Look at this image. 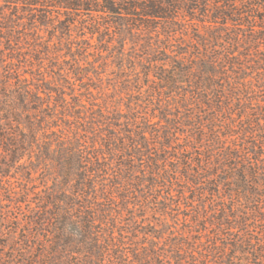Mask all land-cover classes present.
<instances>
[{
	"label": "trees",
	"instance_id": "1",
	"mask_svg": "<svg viewBox=\"0 0 264 264\" xmlns=\"http://www.w3.org/2000/svg\"><path fill=\"white\" fill-rule=\"evenodd\" d=\"M11 8L21 13L0 26V222L21 238L5 263L264 264V0H0ZM86 14L103 20L87 25L102 44L126 56L130 41L143 55L134 101L101 111L104 128L99 110L87 121L67 99L70 73L56 71L65 88L28 78L26 54L9 57L21 34L71 36ZM143 103L154 112L144 118ZM72 121L89 126L88 141L65 134L60 122ZM182 178L181 199H208L207 217L194 211L184 233L164 237L137 211L149 190Z\"/></svg>",
	"mask_w": 264,
	"mask_h": 264
},
{
	"label": "rangeland",
	"instance_id": "2",
	"mask_svg": "<svg viewBox=\"0 0 264 264\" xmlns=\"http://www.w3.org/2000/svg\"><path fill=\"white\" fill-rule=\"evenodd\" d=\"M0 13H2L0 26L5 28L9 27V24L6 23L5 20H12L13 15H18L21 11L20 9L11 8L10 10L4 9V11ZM94 21L102 22V24L104 23L99 16L97 18L86 14L84 18L80 19L79 23L72 28L70 33L71 36H65L59 31L58 34H55L54 30L49 27H38L35 31H28L26 34H21L22 46H20V50L22 52L19 54L12 53L13 55L9 54V57H13L14 62L17 63V59H21V56L25 57L24 54H26L27 57L30 58V62L22 65L24 66L23 70L27 72L26 75L28 78L31 77L29 76V72L32 73L33 76L36 75L38 79H40V73H45L49 79H54L51 82L56 81L54 83L57 84L58 81V84L65 88L68 87L69 84L64 82V80L56 74V71L61 68L64 69L66 73H70V75H67L72 78V83H74L75 86L73 89H68L69 87L66 88L65 91L69 94L67 99L72 102L73 99L71 97H77L79 103L83 105L79 109L85 120L90 118V114H97L99 110V128H104V126H102L103 123H101L104 121V119H102L103 116H101V111L104 110L105 112L113 113L114 111H118V109L125 110L126 106L134 101L132 93L136 91L135 89L137 86V74L135 73L137 69L139 72L142 71V64L138 61L140 59L139 56L143 55L140 54L138 56L133 54L131 50L132 43L130 41L126 47V51H128V55L126 56H122L119 53L118 50L120 49L117 47V42L115 47L113 45L102 44V41L105 40L104 36L93 34V28L87 26ZM25 28L31 29L30 26H26ZM22 32H24V30ZM107 41L111 42L109 39ZM29 45H31V47H29ZM4 48V46L1 47L2 50H4ZM35 50L39 51L34 52ZM36 59H39L40 62H37ZM73 70H75V73H80L81 76L77 78L79 81L73 76ZM145 103L142 104V109H140V115L138 117L144 118L147 113L148 115L154 113L151 111L150 105ZM180 103L181 102H178V100L172 101L174 106L181 107V109L175 110L174 114H176L177 117L186 118L188 113L183 110ZM83 122L84 121L81 120L80 123ZM60 125L64 132L66 131L65 134L69 138L74 137L77 139V137H81L82 142L88 141V135L91 137V134L86 132L88 131L86 127L89 128V126H85V124H82L84 128L79 127L76 121H72V123L60 122ZM180 128L181 132L186 131V127L180 126ZM77 129H80L78 133L81 135L76 133ZM185 135V133H179L178 135L181 139V148L172 143L173 147L181 151L185 146V142L183 143L184 138H186ZM164 142L167 143V141ZM174 153L175 151H173L172 155L177 156V154ZM172 167L173 165H170V168ZM16 177L19 178V174ZM183 180V178L179 180L178 185L172 188H170L168 182L164 181L158 184V186L153 189L154 191L149 190V201L143 202L142 205H144V209L139 208L137 211V214L144 215L145 219H147L144 220L145 223H153L164 237L169 236L170 231H174L178 234L184 233L189 223L188 221L193 219L194 211L201 213L203 210V213H201L202 216L207 217L204 208L206 204L208 205L209 203L208 199L205 204L200 202V206L194 203L195 207H190L186 201L181 199L180 192H183ZM8 181L20 187L16 179L8 178ZM40 183V185H42V182ZM169 194L174 195V197H171ZM193 196L192 194L191 198H193ZM7 197V195H4L2 199L5 200ZM140 200L144 201L143 198H140ZM16 213L18 212L15 211L12 215L16 216ZM140 219L142 218H139V220ZM212 220L215 221V219ZM204 223L205 222L201 223L199 229H203ZM15 229L16 226L12 223L0 222V264H26L5 263V258L8 253H11L14 242L21 238L19 231L16 233ZM197 238L198 236L195 235L190 242H193L194 239Z\"/></svg>",
	"mask_w": 264,
	"mask_h": 264
}]
</instances>
